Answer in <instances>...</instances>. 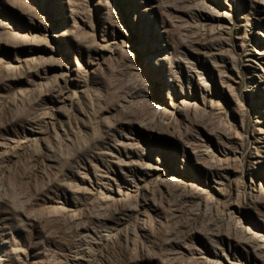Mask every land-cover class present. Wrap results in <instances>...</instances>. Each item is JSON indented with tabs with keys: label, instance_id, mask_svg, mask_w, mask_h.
<instances>
[{
	"label": "rangeland",
	"instance_id": "rangeland-1",
	"mask_svg": "<svg viewBox=\"0 0 264 264\" xmlns=\"http://www.w3.org/2000/svg\"><path fill=\"white\" fill-rule=\"evenodd\" d=\"M0 264H264V0H0Z\"/></svg>",
	"mask_w": 264,
	"mask_h": 264
}]
</instances>
